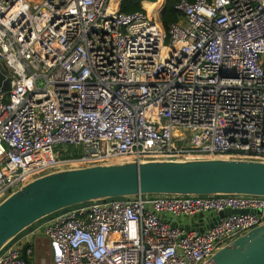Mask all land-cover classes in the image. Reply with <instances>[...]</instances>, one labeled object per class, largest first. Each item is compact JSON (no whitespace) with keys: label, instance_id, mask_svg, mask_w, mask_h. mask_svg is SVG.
Returning <instances> with one entry per match:
<instances>
[{"label":"built area","instance_id":"obj_1","mask_svg":"<svg viewBox=\"0 0 264 264\" xmlns=\"http://www.w3.org/2000/svg\"><path fill=\"white\" fill-rule=\"evenodd\" d=\"M121 2L0 0V203L65 169L264 163V0H179L167 30L163 5L126 15ZM63 147L81 154L62 158ZM226 210L236 213L203 233L181 224ZM41 221L51 264H206L264 223V197L107 198ZM35 231L4 246L0 264H28Z\"/></svg>","mask_w":264,"mask_h":264},{"label":"water","instance_id":"obj_2","mask_svg":"<svg viewBox=\"0 0 264 264\" xmlns=\"http://www.w3.org/2000/svg\"><path fill=\"white\" fill-rule=\"evenodd\" d=\"M163 7L159 13V19ZM10 80L0 68V93ZM138 195L264 197V163L204 159L118 162L46 174L0 203V250L19 234L61 210L107 198ZM235 211L191 218L199 233ZM26 247L21 251L22 259ZM29 264V263H28ZM206 264H264V223L218 250Z\"/></svg>","mask_w":264,"mask_h":264},{"label":"trees","instance_id":"obj_3","mask_svg":"<svg viewBox=\"0 0 264 264\" xmlns=\"http://www.w3.org/2000/svg\"><path fill=\"white\" fill-rule=\"evenodd\" d=\"M178 1L179 0H165L163 3V11L160 16V21L165 30H167L171 24L177 23L180 19V15L174 9V6ZM141 2H150L157 4L159 0H122L120 11L121 13L126 15H132L136 13L144 14V10L141 7ZM63 148L64 152L62 154V158L68 159L76 157L77 154L72 150V147ZM69 152H71L72 154H70Z\"/></svg>","mask_w":264,"mask_h":264},{"label":"crops","instance_id":"obj_4","mask_svg":"<svg viewBox=\"0 0 264 264\" xmlns=\"http://www.w3.org/2000/svg\"><path fill=\"white\" fill-rule=\"evenodd\" d=\"M181 224L183 225V227L193 225L191 222V219L182 220ZM28 231L29 230H27L23 233H27ZM29 246L33 249L32 255L29 257H26L29 264H41L42 259L40 257L45 253H47L48 257L50 258L48 244L46 245L45 242L38 240L35 235L32 236L31 243L29 244ZM24 247H27V246H24ZM50 261H51V259H50Z\"/></svg>","mask_w":264,"mask_h":264},{"label":"rangeland","instance_id":"obj_5","mask_svg":"<svg viewBox=\"0 0 264 264\" xmlns=\"http://www.w3.org/2000/svg\"><path fill=\"white\" fill-rule=\"evenodd\" d=\"M164 1H165V0H159L160 5H163ZM159 3L156 4V5L158 6V8H159V5H158ZM141 7H142V9H143L145 12L147 11V13H148L150 16H153V15L151 14L150 9L147 8V7H145V6L143 5V2H141ZM157 10H158V9H157ZM72 150H73L76 154H78V155L81 154V148H80V147H79V148H72ZM41 223H42V221L39 222V223H37V224H35V225H33L29 230H33V231H35ZM34 235L36 236V238H37L38 240H40V241H42V242H45L46 245L48 244L47 238H46V237L43 235V233H42V228L36 230L35 233H34ZM40 258L42 259V262H41L42 264H51L50 258L48 257L47 253L43 254Z\"/></svg>","mask_w":264,"mask_h":264},{"label":"bare ground","instance_id":"obj_6","mask_svg":"<svg viewBox=\"0 0 264 264\" xmlns=\"http://www.w3.org/2000/svg\"><path fill=\"white\" fill-rule=\"evenodd\" d=\"M117 2H118V0H113V4H112V5H113L114 8H115V6L117 5ZM158 3H159V2H158ZM143 5H144L145 7H147V8L150 9L151 14H152L153 16L156 15V12H157V9H158V6H157L156 4H154V3H150V2H144ZM158 5H159V7H160V3H159Z\"/></svg>","mask_w":264,"mask_h":264}]
</instances>
